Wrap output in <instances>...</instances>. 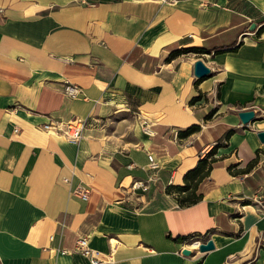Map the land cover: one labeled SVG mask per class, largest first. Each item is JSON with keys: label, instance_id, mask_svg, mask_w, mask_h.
I'll return each mask as SVG.
<instances>
[{"label": "crops", "instance_id": "crops-1", "mask_svg": "<svg viewBox=\"0 0 264 264\" xmlns=\"http://www.w3.org/2000/svg\"><path fill=\"white\" fill-rule=\"evenodd\" d=\"M263 17L264 0H0V264H90L56 253L79 237L102 264H264ZM189 49L203 53L171 56ZM75 119L78 144L40 128ZM213 148L202 199L179 208L166 188ZM207 240V253L191 245Z\"/></svg>", "mask_w": 264, "mask_h": 264}, {"label": "built area", "instance_id": "built-area-1", "mask_svg": "<svg viewBox=\"0 0 264 264\" xmlns=\"http://www.w3.org/2000/svg\"><path fill=\"white\" fill-rule=\"evenodd\" d=\"M264 25V17L262 19V22L259 24L258 29ZM257 29V30H258ZM63 94L71 99H75L78 96L82 94V90L79 86L65 82L63 84ZM86 126V120H80L75 119L71 121H60V120H51L47 123L43 124L40 128L41 131L44 133L57 137L63 141L72 143V144H78V142L81 140L83 136V130ZM138 126L141 131V133L147 137H153L155 136V132L153 130V127L151 124H149L146 120L139 118ZM18 130L15 129L14 133H17ZM175 140H177L178 134L176 132L173 133ZM148 165L147 168L150 172L156 173L160 165L158 161L154 159V157L151 154H148ZM131 168V167H130ZM153 177L150 176L145 182L143 181H137L133 183L132 189L134 191H141V192H147L149 189L150 182L153 181ZM64 183H69L68 179H63ZM72 196H75L79 199H81L84 202H87L90 197V191L86 189L82 185H78L75 188H73L70 192ZM259 205H261V208L264 209V199H261L257 202ZM57 254L61 255H68L72 253L79 254L86 259H88L90 264H102L105 263L99 259L97 256V253L93 251L89 247V239L88 237H79L76 240L75 246L72 250H57Z\"/></svg>", "mask_w": 264, "mask_h": 264}, {"label": "trees", "instance_id": "trees-1", "mask_svg": "<svg viewBox=\"0 0 264 264\" xmlns=\"http://www.w3.org/2000/svg\"><path fill=\"white\" fill-rule=\"evenodd\" d=\"M264 29V25H262L258 32ZM235 50V48L233 49ZM203 53L198 49H189L178 51L173 53L171 56L178 55L181 53ZM198 131L197 126H191L184 131H180L178 133L179 138H185L195 132ZM215 149L213 148L205 158L199 159L196 166L190 170H188L183 176V184L182 185H170L166 188V193H176V202L179 208H185L192 206L198 203L202 199V195L197 192L199 184L203 182L205 178L208 177L209 172L213 167V160H208L211 156L214 155ZM256 163V159L252 160L246 169L251 168ZM197 236H193L192 238H196ZM186 240V239H185Z\"/></svg>", "mask_w": 264, "mask_h": 264}, {"label": "water", "instance_id": "water-1", "mask_svg": "<svg viewBox=\"0 0 264 264\" xmlns=\"http://www.w3.org/2000/svg\"><path fill=\"white\" fill-rule=\"evenodd\" d=\"M256 30V25L251 24L249 27L250 32H254ZM210 75V69L204 64L202 60H197L193 64V76L196 79H203ZM239 120L243 125H247L248 123L252 122L255 118V113L253 110L245 109L238 113ZM257 137L259 141L264 144V131L257 133ZM191 245L197 248L199 253H207L214 249V244L211 240H207L205 242L195 241L191 243ZM192 252L188 249H182L181 255L184 257H189Z\"/></svg>", "mask_w": 264, "mask_h": 264}, {"label": "rangeland", "instance_id": "rangeland-1", "mask_svg": "<svg viewBox=\"0 0 264 264\" xmlns=\"http://www.w3.org/2000/svg\"><path fill=\"white\" fill-rule=\"evenodd\" d=\"M156 207H157L156 205H147L144 207V209H154Z\"/></svg>", "mask_w": 264, "mask_h": 264}]
</instances>
